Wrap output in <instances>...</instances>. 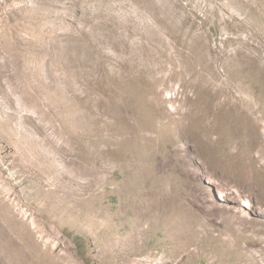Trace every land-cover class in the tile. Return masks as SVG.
<instances>
[{
	"label": "rangeland",
	"instance_id": "374dc122",
	"mask_svg": "<svg viewBox=\"0 0 264 264\" xmlns=\"http://www.w3.org/2000/svg\"><path fill=\"white\" fill-rule=\"evenodd\" d=\"M0 264H264V0H0Z\"/></svg>",
	"mask_w": 264,
	"mask_h": 264
},
{
	"label": "bare ground",
	"instance_id": "6f19581e",
	"mask_svg": "<svg viewBox=\"0 0 264 264\" xmlns=\"http://www.w3.org/2000/svg\"><path fill=\"white\" fill-rule=\"evenodd\" d=\"M246 207H249V208H252L253 206L252 205H250V202H248V201H246Z\"/></svg>",
	"mask_w": 264,
	"mask_h": 264
}]
</instances>
